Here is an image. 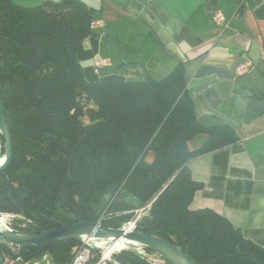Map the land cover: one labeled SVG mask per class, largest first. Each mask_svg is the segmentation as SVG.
I'll return each instance as SVG.
<instances>
[{"label": "trees", "instance_id": "obj_1", "mask_svg": "<svg viewBox=\"0 0 264 264\" xmlns=\"http://www.w3.org/2000/svg\"><path fill=\"white\" fill-rule=\"evenodd\" d=\"M93 21L80 0H0V112L12 151L0 172V215L30 236L81 221L120 229L136 215L118 195L104 201L117 187L146 208L135 231L176 245L193 264H264V249L227 219L190 208L202 184L188 163L235 144L236 133L197 121L181 63L159 80L87 79L78 53ZM79 245L0 242V253L66 264ZM115 259L149 264L134 251Z\"/></svg>", "mask_w": 264, "mask_h": 264}, {"label": "crops", "instance_id": "obj_2", "mask_svg": "<svg viewBox=\"0 0 264 264\" xmlns=\"http://www.w3.org/2000/svg\"><path fill=\"white\" fill-rule=\"evenodd\" d=\"M80 1L103 23L78 53L87 79L159 80L181 63L197 121L236 133L235 144L188 163L202 184L190 208L214 211L264 249V0ZM96 60L109 66L94 72Z\"/></svg>", "mask_w": 264, "mask_h": 264}, {"label": "water", "instance_id": "obj_3", "mask_svg": "<svg viewBox=\"0 0 264 264\" xmlns=\"http://www.w3.org/2000/svg\"><path fill=\"white\" fill-rule=\"evenodd\" d=\"M1 142L4 146V152L0 159V172L8 165L12 154L10 137L0 112V147ZM71 167L72 162L69 160V171H71ZM116 195H118L120 202L132 206L134 208L133 212H146V208L140 201L125 191L119 192L117 187L108 190L104 194L103 199L109 202ZM95 239L105 242V246L108 249L113 248L118 241H122L124 246L119 249L120 251H145L159 257L166 264H193L180 248L168 241L136 231H128L127 228H105L97 222L90 223L81 221L77 224L62 226L58 229L34 236L17 234L7 226H0V240L11 246L30 244L33 246L47 247L48 245L61 242L79 243L83 245ZM25 261L20 260L17 264Z\"/></svg>", "mask_w": 264, "mask_h": 264}, {"label": "built area", "instance_id": "obj_4", "mask_svg": "<svg viewBox=\"0 0 264 264\" xmlns=\"http://www.w3.org/2000/svg\"><path fill=\"white\" fill-rule=\"evenodd\" d=\"M214 19L216 22L222 21V17L219 14H217ZM102 27H103L102 21L94 20L91 23V29L93 31L97 28H102ZM107 66H109V62L107 60H96L94 62V65H93L94 72H97L100 68L107 67ZM246 69H247L246 67L239 68L237 70V74H243L246 71ZM148 207L149 206H147V208ZM134 214L136 215L135 219L127 222L121 228H127L128 231H135L136 220L138 218H140V216L143 213L142 212H134ZM0 242H3V241L0 240ZM9 246H11V245H9ZM112 251H113L112 248L108 249L106 246H104V248L102 249V248H98L96 246L89 245L87 242L86 244H83V245L81 244L75 248L74 252H72V255H71L69 262H67L66 264H120L119 262H116L113 259V256L116 253H119L120 250L116 251V252L115 251L112 252ZM11 253L15 254L16 252H14V250L12 249ZM140 253H142V252H140ZM148 254H150L151 258L158 261L159 263L164 262L163 260H161L159 257L155 256L154 254H151V253H148ZM20 260L21 259L15 258L11 255H2V260H1L0 264H17V262ZM35 261L36 262L34 264H49V262H50V264H55L48 254L41 255L39 258H36ZM27 262L29 263V261H27ZM24 263H26V262H23L21 264H24ZM153 264H157V263L153 262Z\"/></svg>", "mask_w": 264, "mask_h": 264}, {"label": "rangeland", "instance_id": "obj_5", "mask_svg": "<svg viewBox=\"0 0 264 264\" xmlns=\"http://www.w3.org/2000/svg\"><path fill=\"white\" fill-rule=\"evenodd\" d=\"M2 157V151H1V148H0V158ZM4 215H8L9 217V219H8V221L6 222V226L9 228V229H11L12 231H13V227H12V225H13V223L14 222H12V219L13 218H10L12 215H10V214H4ZM4 215H2V216H4ZM13 217V216H12ZM81 245V244H80ZM140 252H142V253H140ZM145 251H137L136 252V254L138 255V256H140L141 258H143V259H145L149 264H153V262H156L157 264H166L165 262H162V263H159L158 261H156V260H154L153 258H151V255L150 254H148V253H144ZM121 253V251L119 252V253H116L114 256H113V259L117 262V260L115 259V257L117 256V255H119ZM44 254H47V253H43L42 255H44ZM36 259H34V260H30L29 261V263L28 262H26V263H24V264H34L36 261H35ZM49 264H50V262H49Z\"/></svg>", "mask_w": 264, "mask_h": 264}, {"label": "bare ground", "instance_id": "obj_6", "mask_svg": "<svg viewBox=\"0 0 264 264\" xmlns=\"http://www.w3.org/2000/svg\"><path fill=\"white\" fill-rule=\"evenodd\" d=\"M1 159V158H0ZM4 215V214H3ZM8 216L4 215H0V226H6V222L8 221ZM88 244L89 245H92V246H96L98 248H104L105 246V242L101 241V240H90L88 241ZM124 246L123 242L122 241H118L116 243V245L112 248V252H116V251H119V249H121L122 247Z\"/></svg>", "mask_w": 264, "mask_h": 264}]
</instances>
